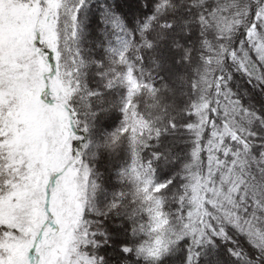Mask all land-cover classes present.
<instances>
[{"label":"snow or ice","instance_id":"1","mask_svg":"<svg viewBox=\"0 0 264 264\" xmlns=\"http://www.w3.org/2000/svg\"><path fill=\"white\" fill-rule=\"evenodd\" d=\"M0 264H264V0H0Z\"/></svg>","mask_w":264,"mask_h":264},{"label":"trees","instance_id":"2","mask_svg":"<svg viewBox=\"0 0 264 264\" xmlns=\"http://www.w3.org/2000/svg\"><path fill=\"white\" fill-rule=\"evenodd\" d=\"M108 166V162L106 158H101L96 161V169L97 171L104 173L106 171V167ZM105 187H108L109 190H113L118 187L117 182L115 179H111V183L109 184L107 180L105 181Z\"/></svg>","mask_w":264,"mask_h":264}]
</instances>
